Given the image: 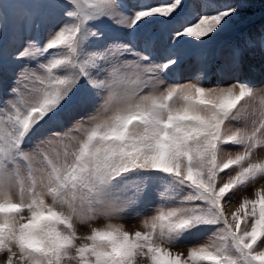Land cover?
Masks as SVG:
<instances>
[{
    "label": "snow or ice",
    "instance_id": "obj_1",
    "mask_svg": "<svg viewBox=\"0 0 264 264\" xmlns=\"http://www.w3.org/2000/svg\"><path fill=\"white\" fill-rule=\"evenodd\" d=\"M257 9L0 0V264H264Z\"/></svg>",
    "mask_w": 264,
    "mask_h": 264
},
{
    "label": "rangeland",
    "instance_id": "obj_2",
    "mask_svg": "<svg viewBox=\"0 0 264 264\" xmlns=\"http://www.w3.org/2000/svg\"><path fill=\"white\" fill-rule=\"evenodd\" d=\"M196 2H198V0H196ZM215 2L217 3H224L225 0H215ZM254 24H253V27L254 28H259L260 25L262 23H264V19L261 18V15H260V10L257 9L256 10V15L254 16ZM225 39H230V37H225ZM191 70L188 69L187 67L185 68V71L181 77V80L180 82H185L187 81L188 79L191 78ZM244 77H241V79H243ZM259 79V80H258ZM258 81V82H257ZM254 83H256L257 87L260 86V78L256 77L255 80H253ZM252 194V189H249L248 192H247V195L251 196ZM239 200V196H237V201ZM235 207V205L233 206V208ZM233 210V209H230V211ZM148 215H151V213H148ZM143 219V217H140V218H129V219H126V220H117V221H114V223H122L125 227L126 230H129V231H134V230H143L142 227H141V220ZM104 223H106L105 221L103 220H98L96 222H94L93 226L95 227H102L104 225ZM89 229L87 227H84V226H78V232L80 235H86L88 233ZM206 236H201L199 238L198 241H191L189 242L188 244H186L184 247L178 249L180 251H183L185 254L187 253V250H188V247H190L192 245V243H196V242H199V243H203L205 242L206 240ZM174 250H177V249H174Z\"/></svg>",
    "mask_w": 264,
    "mask_h": 264
}]
</instances>
